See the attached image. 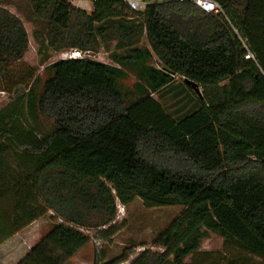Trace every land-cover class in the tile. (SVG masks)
I'll use <instances>...</instances> for the list:
<instances>
[{
    "label": "trees",
    "instance_id": "obj_1",
    "mask_svg": "<svg viewBox=\"0 0 264 264\" xmlns=\"http://www.w3.org/2000/svg\"><path fill=\"white\" fill-rule=\"evenodd\" d=\"M126 1L95 0L87 13L70 0H0L1 79L29 49L9 6L39 45L104 50L113 63L60 60L0 110V246L52 213L60 222L18 264H73L90 231L114 236L118 206L139 199L183 211L153 242L163 253L132 264H184L210 234L264 260V0H212L223 15L176 0H140L137 12ZM129 74L139 97L127 105L118 82ZM176 79L202 89L187 86L197 108L180 119L153 98Z\"/></svg>",
    "mask_w": 264,
    "mask_h": 264
},
{
    "label": "rangeland",
    "instance_id": "obj_2",
    "mask_svg": "<svg viewBox=\"0 0 264 264\" xmlns=\"http://www.w3.org/2000/svg\"><path fill=\"white\" fill-rule=\"evenodd\" d=\"M70 2L79 8L78 0H70ZM88 2L90 3V0ZM8 9L22 20L29 38V49L24 59L13 66L8 77L6 79L0 78V110L15 101L18 95L16 90L21 93L26 88L28 89L31 86V80L36 77L40 78L43 85L50 76L45 68L60 60L88 57L113 65L108 53L104 50H101L97 55L83 54L81 56L74 55L76 51L54 53L47 45H39L35 41L34 32L36 28L28 22L25 16L19 14L11 6ZM86 12L91 13V10L88 9ZM142 45L148 47L146 39L143 40ZM111 50H114V44ZM42 61L45 63L43 64ZM31 69L35 70L34 75L26 77V73ZM136 85L137 80L132 74L128 75V79L118 82V90L124 96L127 105L135 102L139 97ZM200 92H202L201 88ZM153 98L160 102L165 110L176 119L185 117L197 108L196 95L189 91L181 79H176L171 86L159 94L153 95ZM40 124L47 133L53 130V122L45 117H40ZM182 211L181 207L148 208L143 201L136 200L132 205L125 208L124 217L115 221L117 233L114 236L107 237V235H102L96 230L89 232L92 241L86 252L89 258L84 263H108L123 254H129L130 258L124 264H132L145 250L163 253V250L152 247L153 242ZM58 222L60 221L50 213L36 224L32 231L37 233L35 236L44 237ZM231 262H236V264H264L263 259L227 245L222 238L215 234H210L209 239L203 242L200 251L187 258L184 264H230Z\"/></svg>",
    "mask_w": 264,
    "mask_h": 264
},
{
    "label": "crops",
    "instance_id": "obj_3",
    "mask_svg": "<svg viewBox=\"0 0 264 264\" xmlns=\"http://www.w3.org/2000/svg\"><path fill=\"white\" fill-rule=\"evenodd\" d=\"M41 220L36 221L0 246V264H18L26 257L29 251L43 238L41 235L35 236L37 233L32 231L33 227ZM89 245L90 244L83 248L73 258L72 261L74 264H85L84 261L89 258L86 254L89 249Z\"/></svg>",
    "mask_w": 264,
    "mask_h": 264
},
{
    "label": "built area",
    "instance_id": "obj_4",
    "mask_svg": "<svg viewBox=\"0 0 264 264\" xmlns=\"http://www.w3.org/2000/svg\"><path fill=\"white\" fill-rule=\"evenodd\" d=\"M94 1L95 0H90V3H89L88 0H78V2H79L78 7L84 11H87L88 9H90L92 11V3ZM176 1L181 2V3L191 2V3L195 4L199 9L204 11L205 13H214L216 15H223V11H222L221 7L212 0H176ZM126 3L128 4V6L131 10L137 11V12L143 11L147 5L146 2H143L140 0H127ZM241 42L243 45V49L245 50L244 59L246 61H253L254 63L257 64L255 56L248 49L245 42L242 40H241ZM74 55L81 56L83 54L76 52ZM124 215H125V208L123 206L119 205L116 220L117 221L120 220L121 218L124 217Z\"/></svg>",
    "mask_w": 264,
    "mask_h": 264
},
{
    "label": "water",
    "instance_id": "obj_5",
    "mask_svg": "<svg viewBox=\"0 0 264 264\" xmlns=\"http://www.w3.org/2000/svg\"><path fill=\"white\" fill-rule=\"evenodd\" d=\"M184 84L188 87H190L199 97H202V94L200 92L199 85L190 81V80H184Z\"/></svg>",
    "mask_w": 264,
    "mask_h": 264
}]
</instances>
